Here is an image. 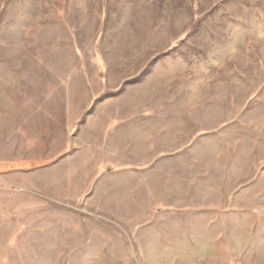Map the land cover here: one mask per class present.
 Here are the masks:
<instances>
[{"label":"rangeland","instance_id":"1","mask_svg":"<svg viewBox=\"0 0 264 264\" xmlns=\"http://www.w3.org/2000/svg\"><path fill=\"white\" fill-rule=\"evenodd\" d=\"M0 264H264V0H0Z\"/></svg>","mask_w":264,"mask_h":264}]
</instances>
